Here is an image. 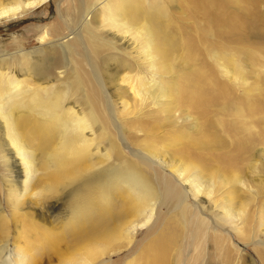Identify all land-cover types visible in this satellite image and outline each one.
<instances>
[{"label":"bare ground","instance_id":"1","mask_svg":"<svg viewBox=\"0 0 264 264\" xmlns=\"http://www.w3.org/2000/svg\"><path fill=\"white\" fill-rule=\"evenodd\" d=\"M47 1L0 0V21ZM249 2L254 4L96 0L62 67L79 66L82 78L75 84L66 79L67 71L54 70L53 59L42 68L44 56L36 61L22 56L28 67L17 70L9 67L13 60L1 57L0 264H100L103 257L134 246L136 228L146 226L156 208L152 200L158 188L149 172L155 163L170 169L187 197L223 190L217 212L234 229H264V174L255 172V158L264 160V74L238 67L236 53L221 58L248 37V27L234 25L229 12L248 5L250 19H238L253 25L258 11ZM176 10L186 13L185 20L173 14ZM187 20L193 21L192 34L185 30ZM81 31L89 39H81ZM43 49L41 55L49 46ZM80 49L94 68L91 59L116 54L103 57L106 106ZM219 72L230 83L221 81ZM182 123L193 129L185 134L178 127ZM112 125L116 135L109 131ZM134 132L143 140L131 136ZM126 133L150 167L125 158L115 136L124 140ZM176 147L171 158L185 162L181 168L160 156ZM161 181L167 196H184L167 179ZM140 216L147 219L141 226ZM159 223L157 218L149 235ZM162 224L143 251L148 264L167 258L165 229L172 226Z\"/></svg>","mask_w":264,"mask_h":264},{"label":"rangeland","instance_id":"2","mask_svg":"<svg viewBox=\"0 0 264 264\" xmlns=\"http://www.w3.org/2000/svg\"><path fill=\"white\" fill-rule=\"evenodd\" d=\"M237 1L239 3V0ZM261 1L253 0L254 4L249 2L258 11L256 16L254 14L253 16L251 15L253 25L247 19H238V17L249 18L247 13L251 10L248 9V5H246L247 7L245 6L246 9L238 5V10H230L229 13H235H233L236 18L234 25L243 28L248 27L246 31L249 35L245 37V40L248 41L243 40L232 44L235 46L232 49L233 52L229 51V49L228 51H223L221 55V58H227V56L231 57L236 53L235 59L238 60V67L242 65L241 67L244 68L245 66L252 72L256 71L259 76L264 74V16L260 17L264 13V2ZM93 7H97L96 0H49L21 17L1 20L0 59L3 57L8 59L9 62L13 60L9 64L11 69L24 70L28 66L27 64L22 65L19 57L28 56V59L36 61L38 57L44 56L46 63L42 68L53 59L54 70L57 73L67 71L66 79L70 81V84H75L77 80L80 81L82 78L78 71L79 66L74 63L73 67H62L64 66V60L70 57L68 47L72 48L73 42L79 41L77 29L81 30L82 25L85 26V21L93 11ZM244 10L247 11L246 14L243 12ZM173 14L180 17V20L182 18L185 20L184 16L186 13L179 14L176 10ZM250 24L252 27H250ZM193 25L192 20L185 22V30L188 28L187 34L193 33ZM81 32H83L81 39H89L84 31ZM97 33L106 38L100 32ZM91 41L93 40L91 39ZM44 46H49V51L41 55V52L44 51ZM240 50L242 51L241 56L239 54ZM80 52L83 55L88 78L96 85L98 92L103 96L102 105L106 106L107 90L106 79L103 74V69L105 68L103 57L116 54L115 52L107 51L100 58L91 59V62L93 61L95 65L94 68L87 62L83 49H80ZM14 62L16 63L14 64ZM220 62L222 63L223 61L220 60ZM217 68L219 71L220 69L223 70L221 66ZM198 69L204 71L202 67H198ZM219 73L221 81L230 83V77H225V75L223 77V72ZM252 75L255 76L254 73ZM253 76L250 78L251 81H254ZM99 78L101 80H98ZM81 106L85 108L84 105ZM116 113L118 115V112ZM104 114L107 118L111 117L110 112L106 109ZM95 117L99 119L100 115L96 113ZM115 126L112 125V129L109 130L114 135H116L118 130L117 125ZM178 127L182 128L185 134L193 129L188 123L179 124ZM131 136H136L141 141L143 140V137L137 132H134ZM192 136L193 134L190 135V137ZM115 139L126 159L128 158L129 161L133 162H141L142 166L150 167L145 161L138 158L141 148L135 138H130L129 133L125 134L124 140L117 136H115ZM179 149V147L170 148L168 152L160 153V156L166 160L169 159L166 161L167 164L172 165L174 168H181L179 166L183 167L186 163L171 158L173 157L172 151ZM255 161L257 163L256 175H263L264 160L261 162L255 158ZM152 165L153 170H149V172L153 175V180L157 183L158 188L156 198L152 200V203L156 204L153 218L146 226L139 227V229L136 228V236L133 239L134 246L127 245L120 252L103 257L100 264H148L144 258L143 251L154 240V234L161 231V223H163L162 226H166L167 222L172 227L165 229L168 255L162 264H264V229L250 226L234 229L233 223L217 212L220 196L224 195L223 190L220 192L218 188H213L206 191L205 194H200L199 197H187L186 187L177 180L167 166L163 167L157 163ZM199 170L203 171L202 169ZM201 173L198 170L194 171L195 175L201 176ZM162 177L167 179L175 189L177 188L176 191L182 194L181 197L184 195V198L175 200L173 197L167 196L161 185ZM122 179L125 183L126 178L122 176ZM157 218L160 222V229H155V233L149 235L148 232L156 223ZM146 221L147 219L144 216H140L137 219V224L141 226ZM256 225L257 223L255 222L254 226ZM44 250L48 253V247H45ZM43 258H46V256ZM47 261L44 260L42 264H49Z\"/></svg>","mask_w":264,"mask_h":264}]
</instances>
